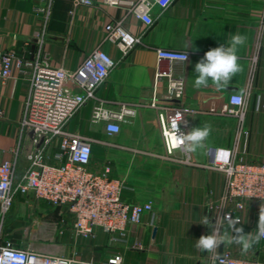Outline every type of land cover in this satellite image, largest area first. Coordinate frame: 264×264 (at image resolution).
Returning <instances> with one entry per match:
<instances>
[{"label": "crops", "instance_id": "0c3cea01", "mask_svg": "<svg viewBox=\"0 0 264 264\" xmlns=\"http://www.w3.org/2000/svg\"><path fill=\"white\" fill-rule=\"evenodd\" d=\"M38 7L50 10L44 49L53 64L68 69H76L101 43L107 23L125 15L122 8L108 6L103 0L77 8L71 0H0V50L14 49L27 58L36 57L40 49L36 34L47 18V12L37 11ZM153 13L155 22L151 26L134 15L124 23L132 34L142 35L146 46L123 55L114 43L102 44L117 65L98 95L117 111L121 109L119 103H128L135 114L121 122L119 133L110 135L104 123L91 121L94 101L89 100L71 119L67 130L95 140L90 166L101 171L110 165L111 176L125 181L123 200L150 201L154 211L145 213L140 223L130 225L124 239L115 240L112 237L116 235L98 229L95 238L86 240L75 235L67 207L40 200L32 192H17L4 223L5 236L21 248L82 260L106 261L120 253L123 264H210L211 257L224 250L264 261V239L246 254L236 244L221 245L214 254L195 247L196 240L212 231L200 223L207 216L214 224L207 204L223 192L225 175L166 159L162 111L148 106L156 100L160 105L200 110L195 114L173 112L171 116L188 132L204 123L211 124L206 148L192 153L197 161L205 162L210 146L233 145L238 121L226 114L229 96L250 87L245 118L249 158L260 160L264 155V0H175L164 11L155 7ZM232 34L247 37L238 50L242 70L225 89L218 91L211 82L207 88H195L196 63L208 50L226 47ZM159 47L187 50L190 58L159 60ZM159 73L167 75L158 77ZM172 79L184 80L185 95L169 101L164 96ZM28 88V76L18 70L0 88L1 104L6 110L0 128V163L6 159L16 161V181L27 171L28 153L37 146L20 124ZM58 151L57 140L48 150V162L58 163ZM176 154L181 152L177 150ZM260 208L264 203H250L242 214L243 222L236 226L255 233ZM220 231L226 237L233 234L227 223Z\"/></svg>", "mask_w": 264, "mask_h": 264}, {"label": "built area", "instance_id": "2783aa9c", "mask_svg": "<svg viewBox=\"0 0 264 264\" xmlns=\"http://www.w3.org/2000/svg\"><path fill=\"white\" fill-rule=\"evenodd\" d=\"M175 0L168 4L169 8ZM75 8L93 6L97 0H71ZM104 4L122 8L125 15L105 26L101 43L90 51L76 69L53 64L52 57L44 49L46 28L50 10L38 7L37 11L47 12V18L36 37L40 49L34 58H27L14 49L0 50V88L15 76L18 70L28 76L29 88L25 100L21 128L33 132V142L41 145L28 153L29 167L19 181L15 180L16 161L6 159L0 163V264H123V256L114 254L106 261L82 260L77 257L49 254L29 248H21L5 236L4 223L17 192H32L38 199L55 206H65L73 217V231L82 239H92L101 229L115 240L124 239L132 224L142 221L147 212H153L152 202L130 203L122 198L125 181L111 176L110 165L101 171L91 168L94 139L78 132L67 130L71 119L89 100L94 101L91 121L104 123L110 135L121 131V122L133 116L135 108L128 103H119V111L109 107V101L98 95V89L106 81L117 62L102 48L106 42L114 43L123 55L139 46H146L142 35H134L124 25L130 15L141 19L148 26L155 22L154 8L163 6L164 0H103ZM73 13V12H72ZM159 60L186 61L190 58L187 50L166 47L156 49ZM187 56V59L185 57ZM165 73H159L158 77ZM167 75V74H165ZM250 87L244 93H232L226 114L238 121L233 145L210 146L208 159L199 162L193 154L186 153L172 131L178 123L180 132L188 133L171 113L195 114L198 109L187 106L160 105L153 100L148 106L160 109L166 159L173 162L216 170L225 175L223 192L207 204L212 220L217 227L228 219L243 222V212L253 202L264 203V155L255 161L249 158V131L245 127ZM185 82L182 79L170 81L166 100L183 98ZM6 110L1 104L0 128ZM179 134V133H178ZM59 141L55 154L58 163L48 162V150ZM179 150L181 154H176ZM264 264V261L237 256L231 250L213 255L210 264Z\"/></svg>", "mask_w": 264, "mask_h": 264}, {"label": "clouds", "instance_id": "9594fccd", "mask_svg": "<svg viewBox=\"0 0 264 264\" xmlns=\"http://www.w3.org/2000/svg\"><path fill=\"white\" fill-rule=\"evenodd\" d=\"M169 3L171 0H164L165 9ZM246 41L245 35L232 34L226 47L220 45L208 50L195 65L196 77L193 86L197 89L207 88L211 82V86L218 91L227 88L233 77L242 70L238 50L245 45ZM185 57L187 59L186 55ZM172 131L176 134V139L181 142L184 151L192 154L206 148V141L212 133V126L209 123H204L185 134L180 132L178 123H174ZM238 223V220H227V226L233 234L226 237L221 234L220 228L205 216L200 224L209 226L212 231L196 240L195 247L200 251L214 254L221 245L236 244L241 246L242 254L248 253L255 244L264 239V208H260L255 233H246L243 227L236 226Z\"/></svg>", "mask_w": 264, "mask_h": 264}, {"label": "water", "instance_id": "95a60500", "mask_svg": "<svg viewBox=\"0 0 264 264\" xmlns=\"http://www.w3.org/2000/svg\"><path fill=\"white\" fill-rule=\"evenodd\" d=\"M29 135H30V139H32V142H33V132H30ZM42 140H43V137L40 139V142L37 144L38 147L41 145ZM30 151H31V150H30ZM30 151H29V152H30ZM155 231H156V229H155Z\"/></svg>", "mask_w": 264, "mask_h": 264}, {"label": "rangeland", "instance_id": "374dc122", "mask_svg": "<svg viewBox=\"0 0 264 264\" xmlns=\"http://www.w3.org/2000/svg\"><path fill=\"white\" fill-rule=\"evenodd\" d=\"M61 231H63V230H61ZM64 232V231H63ZM63 232H61V233H63Z\"/></svg>", "mask_w": 264, "mask_h": 264}]
</instances>
